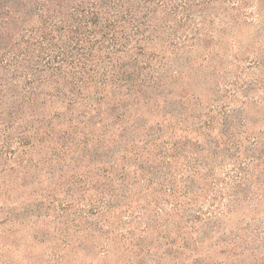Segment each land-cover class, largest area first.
<instances>
[{
  "label": "trees",
  "instance_id": "trees-1",
  "mask_svg": "<svg viewBox=\"0 0 264 264\" xmlns=\"http://www.w3.org/2000/svg\"><path fill=\"white\" fill-rule=\"evenodd\" d=\"M198 1L0 0V157L5 158L0 178L32 161L20 158L24 152L18 156V165L9 162L15 152L10 150L12 136L19 145L49 138L55 143L54 151L61 143L60 148L68 150L70 141L80 144L78 159L84 163L85 177L75 179L73 173L67 181L75 184L95 178L96 184L89 190L86 187L95 192L88 198L85 192L79 198L72 196V210L62 204L61 210L66 222L84 224L85 230L99 234L97 240L85 239L105 254L112 239L128 249L134 242L141 254L177 253L182 264H209L203 245L225 242L222 222L232 206L238 209L246 202L251 204L250 195L255 196L251 192L261 187L254 176L242 171L261 160L264 164V150L256 152L257 147L264 149V142L257 137L252 142L243 139L244 124L238 113L172 111L170 118L163 116L168 128L173 125L171 134L158 135L152 143L139 140L142 133L149 135L148 128L140 130L141 124L130 117L135 104L130 99L139 96L163 66V52L148 47L152 40L163 39V20L160 24L154 20L163 13L177 19L193 6L213 3ZM207 51L199 53L189 47L175 55L178 59L183 54L194 59L204 55L200 60L206 61ZM156 60L159 64L153 67ZM152 99L145 101L150 112L157 109L154 103L148 106L155 102ZM218 124L228 131L222 133L220 128L219 137H211ZM105 125L117 128L101 134ZM58 126L66 129L57 130ZM189 130L206 134V144L200 147L198 139L191 143ZM111 140L125 145L111 149L107 146ZM247 150H253L250 160L234 162L235 173L228 172L219 187L217 170L227 158L241 160L239 153L246 158ZM113 152L116 158L108 159ZM145 155L153 162L163 161L153 178L144 166L137 177L132 164L124 161L149 160ZM136 184L141 187L140 197L133 208V201L127 200L135 196ZM101 239L104 244L99 243ZM10 244L15 245L14 241ZM5 245L0 240V248ZM0 264L6 262L0 259Z\"/></svg>",
  "mask_w": 264,
  "mask_h": 264
},
{
  "label": "rangeland",
  "instance_id": "rangeland-1",
  "mask_svg": "<svg viewBox=\"0 0 264 264\" xmlns=\"http://www.w3.org/2000/svg\"><path fill=\"white\" fill-rule=\"evenodd\" d=\"M181 14L174 19L163 13L154 20V24L163 20V39L152 40L148 47L163 52V66L159 69L160 74L153 75L146 89L130 99V104L135 103L130 109L131 119L141 124L140 130L148 128L149 135L142 133L139 140L149 139L152 143L158 135H170L173 125L169 124V129L164 117L170 118L172 111L206 115L214 109L238 113V119L244 124L243 139L252 142L257 137L264 142V0H213L212 4L193 6ZM189 47L199 53L208 49L209 60H200L204 55L199 59L185 54L176 58V52H184ZM152 64L156 67L159 63L156 60ZM169 85L176 90L170 91ZM148 97H153L155 102L157 99L156 104H148L154 103L157 108L151 112L145 107ZM141 100L143 102H139ZM194 104L197 109L193 108ZM106 126L100 130L101 134H111L117 128ZM220 128L222 133L229 129L218 124L211 137H219ZM60 129L66 127L58 126L57 130ZM188 132L191 143L198 139L200 147L206 144V134ZM79 137L82 139V135ZM11 141L10 150L15 152H12L10 163L18 165V156L24 152L20 158H31L32 161L19 164L20 170L6 172V178H0V222L5 220L0 224V240L7 243L0 248V259L6 264H182L177 253L175 256L154 254L153 251L141 254L135 250L137 246H133L134 242L128 249L112 239L108 240L105 254L104 249L85 239L97 240L99 234L93 233L90 228L85 230L84 224L66 222L62 205L69 207L75 204L72 203V196L79 198L83 192L88 194V198L95 192L94 188L88 191L89 188L97 182L95 178L75 184L67 181L73 173L75 179L81 175L85 177L84 163L78 159L80 144H70V141L68 150L60 148L61 143L54 151L55 143L49 138L42 141L36 139L32 145H19L14 136ZM108 145L117 149L125 143L113 144L111 140ZM262 150L256 148V152ZM252 151L244 152L246 158L242 153L237 154L241 160L235 156L227 158L224 166L217 170L216 178L222 182L228 172L234 174V162H248ZM113 157L116 158L114 152L107 158ZM144 158L150 161L138 158L124 161L132 164L131 169L138 172L137 177L141 173L138 169L144 166L148 173L151 172L147 176L153 178L163 161L153 162L152 157L146 155ZM4 159V156L0 157V170L4 168ZM124 161L119 156L120 166ZM260 163L242 171L254 176L253 180H257L256 184L261 187L259 191L251 192L255 194L250 195L251 204L246 202L243 208L238 209L237 205L232 206L230 215L222 222L226 229L225 236H222L226 238L225 242L203 245V251L209 254V264H264V164L262 160ZM155 182L156 179L150 183L151 187ZM222 185L223 182L219 187ZM140 188L136 184L133 190L135 196L127 200L133 201V208L138 206ZM134 216L137 218V211ZM13 241L15 245L10 244ZM98 241L104 244L102 239ZM192 262L193 259L189 263Z\"/></svg>",
  "mask_w": 264,
  "mask_h": 264
}]
</instances>
